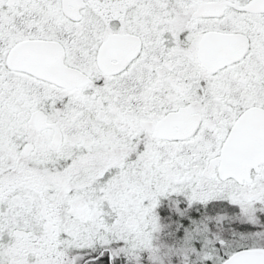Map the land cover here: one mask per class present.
<instances>
[{
	"label": "snow or ice",
	"instance_id": "6c2138e0",
	"mask_svg": "<svg viewBox=\"0 0 264 264\" xmlns=\"http://www.w3.org/2000/svg\"><path fill=\"white\" fill-rule=\"evenodd\" d=\"M0 264H264V0H0Z\"/></svg>",
	"mask_w": 264,
	"mask_h": 264
}]
</instances>
